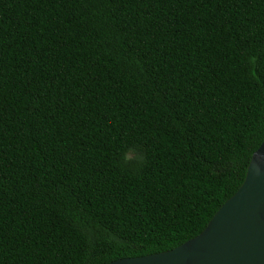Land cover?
Segmentation results:
<instances>
[{
  "label": "trees",
  "instance_id": "1",
  "mask_svg": "<svg viewBox=\"0 0 264 264\" xmlns=\"http://www.w3.org/2000/svg\"><path fill=\"white\" fill-rule=\"evenodd\" d=\"M263 138L264 0H0V264L173 248Z\"/></svg>",
  "mask_w": 264,
  "mask_h": 264
},
{
  "label": "water",
  "instance_id": "2",
  "mask_svg": "<svg viewBox=\"0 0 264 264\" xmlns=\"http://www.w3.org/2000/svg\"><path fill=\"white\" fill-rule=\"evenodd\" d=\"M106 264H264V138L241 184L199 233L173 248Z\"/></svg>",
  "mask_w": 264,
  "mask_h": 264
}]
</instances>
